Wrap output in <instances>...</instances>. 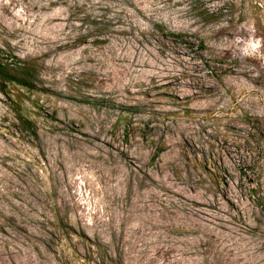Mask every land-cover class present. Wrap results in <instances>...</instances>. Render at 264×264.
Wrapping results in <instances>:
<instances>
[{
  "label": "rangeland",
  "instance_id": "rangeland-1",
  "mask_svg": "<svg viewBox=\"0 0 264 264\" xmlns=\"http://www.w3.org/2000/svg\"><path fill=\"white\" fill-rule=\"evenodd\" d=\"M0 46V264H264V0H0Z\"/></svg>",
  "mask_w": 264,
  "mask_h": 264
},
{
  "label": "trees",
  "instance_id": "trees-1",
  "mask_svg": "<svg viewBox=\"0 0 264 264\" xmlns=\"http://www.w3.org/2000/svg\"><path fill=\"white\" fill-rule=\"evenodd\" d=\"M161 29V26H158ZM180 39L181 34H171ZM39 79L38 64L33 59H24L0 46V93L11 102V107L19 127L36 136L34 123L25 114L24 100H30V94L37 91ZM130 109L126 107L125 109ZM250 120V117H247ZM161 151L153 154L158 157Z\"/></svg>",
  "mask_w": 264,
  "mask_h": 264
}]
</instances>
